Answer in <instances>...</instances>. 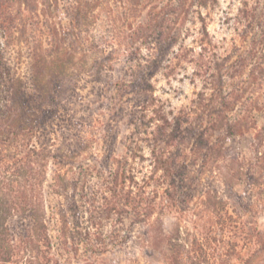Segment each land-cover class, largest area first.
Returning a JSON list of instances; mask_svg holds the SVG:
<instances>
[{
	"label": "trees",
	"instance_id": "16d2710c",
	"mask_svg": "<svg viewBox=\"0 0 264 264\" xmlns=\"http://www.w3.org/2000/svg\"><path fill=\"white\" fill-rule=\"evenodd\" d=\"M254 1L251 12L248 0L240 9L247 46L221 60L203 14L219 0H125L134 7L128 8L133 20L121 36L99 23L100 0H0V264H62L64 256L72 264L81 255L85 264H111L101 257L125 250L138 225L147 226L146 256L164 264L205 262L203 242L188 245L179 228L167 233L163 217L183 212L179 190L192 140L194 156L207 152L206 160L234 162L227 142L253 129L247 85L264 78V3ZM40 2L53 18H64L37 22ZM93 18L99 20L94 26ZM189 21L198 29L187 27ZM39 24L50 32L45 41L36 37ZM190 38L189 51L199 50L190 63L202 89L173 123L155 78L186 59ZM122 47L123 60H117ZM263 110L259 104L253 109ZM120 124L129 129L122 142ZM255 141L256 161L264 163V129ZM227 180L230 194L235 186L246 193L260 186L251 173L237 171ZM44 197L62 200L54 208ZM201 202L217 229L225 199L213 190ZM241 208L253 214L250 203ZM253 236L249 261L264 251V236L259 230Z\"/></svg>",
	"mask_w": 264,
	"mask_h": 264
},
{
	"label": "rangeland",
	"instance_id": "374dc122",
	"mask_svg": "<svg viewBox=\"0 0 264 264\" xmlns=\"http://www.w3.org/2000/svg\"><path fill=\"white\" fill-rule=\"evenodd\" d=\"M248 1L250 2L248 11L251 12L253 7H255V1ZM100 2L103 4V7H101L103 9L99 12L100 21L96 20V23L98 24L99 21L105 27L109 26L116 35H125L128 20H133L128 8L134 7H130L125 0H100ZM243 2L245 0H219V5L215 9L203 11L204 15L209 16L208 30L210 36L219 41L221 45V60L222 58L233 56L237 51L240 52L247 46V42L244 41L243 31L248 24L242 16L243 24L240 23V15H243L240 13V9L243 7ZM261 2L264 3V0ZM116 3L125 7L119 8L120 6H117ZM35 13L36 19H38L37 22H40V16H42L43 20L49 21L50 24L52 22L55 23L60 18H64L62 13L53 18L48 12L46 5L41 2L39 3V10L35 11ZM90 23L94 26L96 24L95 18L91 19ZM256 25L255 30H258ZM187 27L198 29V25L194 28L192 21L187 23ZM36 29L38 40L42 39V41H45L51 37L49 30L41 24ZM94 29L92 27L91 31H94ZM193 45V38H190L186 43L188 49V52L185 51V53L187 52L186 59L179 65H174L173 63L172 70H163L155 78L158 95L166 102V112L173 123L177 117L182 116L184 109H189L192 100L197 97V94L202 89L201 81L195 76V64L190 63L191 59L197 61L199 58L198 49L196 53L189 51ZM17 49L25 51L26 47L24 44H20ZM117 49L119 50V48ZM124 50L125 48L122 47V54L119 51V56L116 57L117 60L121 58L123 60ZM175 52H179V49L176 48ZM236 56H234V59H236ZM17 61L20 64L19 66H22L25 60L21 56ZM168 63L166 62L165 64L167 65ZM248 71L249 68H246L245 73ZM167 72L170 74L167 75ZM257 78V81H249L246 94V97L251 101H249L251 104H249L248 116H246L247 121L253 125V129L251 128L249 135L237 137L227 142L229 159L234 158L233 160H237L234 162L229 160L228 163H225L224 160H215L214 158L206 160L207 152H203L200 156H194L195 153L193 154L192 150L194 151L197 145L196 140H192L191 149L187 150V157L184 162V167L186 168L185 174H182L184 175V186L179 190L180 204L182 205H179V207L183 209V212L177 214L174 211H167L163 217L164 228L167 233H172L176 228H179L181 230L180 239L186 241L188 245L191 246V243L196 239L203 242L206 247V256L205 254L201 256V260L205 261L203 264H264V251L249 261L250 254L256 249V236L253 235L259 230L264 236V163L256 161V156L254 155L256 135L264 129V110L259 113L253 111L256 104H259L264 109V78H259V76ZM88 85V83H83L82 81L80 87H86V91H89ZM120 127L121 131L119 132L118 141L122 142L125 135L129 133V129L121 124ZM146 153L148 152L146 151ZM205 160L206 162H204ZM231 168L233 169L231 170ZM237 171L243 175L251 173L252 176L259 179L260 186L256 185L248 193L245 192L243 185L235 186L234 194H230L226 190L225 183ZM213 190H217L219 197L226 201V208L221 212L223 217L222 224L217 229L213 226L214 221H216L215 218H213L210 211L205 209L201 202L206 193ZM238 195L243 197H238ZM44 198L54 208H57L60 200H62L57 197ZM242 203L243 206L250 203L253 214H244L245 210L241 208ZM48 225L53 236L58 237V222L56 218L51 217V222L48 221ZM146 231V225H138L133 231V240L125 250H118L115 254L107 253L106 256L101 257V261L111 264H164L158 256L145 255L142 246L144 245L143 238ZM58 250L59 248L55 243L54 252L57 254ZM192 256H194V253H192ZM64 258L65 256L59 259L62 264H67L64 262ZM195 258L198 259L197 257ZM85 259L81 255L77 259L72 258L70 262L72 264H85L87 263ZM195 261L188 260L186 264H195Z\"/></svg>",
	"mask_w": 264,
	"mask_h": 264
}]
</instances>
